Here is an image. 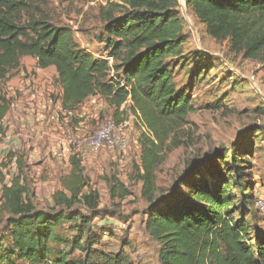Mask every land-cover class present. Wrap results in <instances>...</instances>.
Returning <instances> with one entry per match:
<instances>
[{
  "label": "trees",
  "instance_id": "trees-1",
  "mask_svg": "<svg viewBox=\"0 0 264 264\" xmlns=\"http://www.w3.org/2000/svg\"><path fill=\"white\" fill-rule=\"evenodd\" d=\"M105 1L99 16L106 35L100 39L106 57L96 59L75 44L69 28L31 13L46 0H0V82L18 69L21 58L29 57L38 69L54 68L63 112L98 95L112 108L115 124H122L128 112L142 121L146 132L138 139V179L147 204L145 230L160 245L159 264H264V233L256 234L250 243L248 227L233 218L236 194L240 204L248 205L253 198L252 183L243 179L245 173L238 166L239 159L247 156L245 151L229 152L233 168H225L226 177L203 159L187 166L171 189L162 192L156 187L162 152L181 145L176 132L194 111L191 96L177 88L170 65L171 59L182 55L185 42L179 3ZM184 5L211 39L227 41L229 50L245 60L260 61L264 73V0H184ZM8 110L9 100L0 88V139ZM69 161L70 171L60 178L50 211L36 209L19 175L3 186L8 255L28 264L87 263L94 240L87 235L89 218L82 211L95 215L99 196L88 187L80 159L72 155ZM200 169L214 178H200ZM78 220L80 237H87L85 244L80 238L69 242L59 233L63 222ZM52 244L69 247V251H54ZM76 250L85 253L83 261L70 258ZM8 258L0 257V264ZM107 262L127 264L118 256Z\"/></svg>",
  "mask_w": 264,
  "mask_h": 264
},
{
  "label": "rangeland",
  "instance_id": "rangeland-1",
  "mask_svg": "<svg viewBox=\"0 0 264 264\" xmlns=\"http://www.w3.org/2000/svg\"><path fill=\"white\" fill-rule=\"evenodd\" d=\"M176 1L184 23L185 42L182 55L171 59L170 65L177 88L191 96L194 111L176 132L181 145L163 150L162 163L155 172L156 187L162 192L171 189L175 178L187 166L203 159L210 163V169H218L226 177L225 168H233L229 152L245 151L247 156L239 159L242 161L238 166L245 173L243 179L252 183L253 198L248 205L240 204L235 193L237 212L233 218L244 222L248 227L247 241L254 243L255 235L264 233V212L255 205L257 200L264 202L262 64L231 52L227 41L211 39L205 27L185 8L184 0ZM106 3L105 0H46L31 13L35 17L44 16L54 26L69 28L80 49L101 59L106 53L100 39L106 35L99 15ZM0 88L9 100L8 114L2 123L4 135L0 139V257L9 258L1 264H28L8 255L10 237L1 202L3 186L19 175L36 209L50 211L51 197L60 188L59 180L70 171L72 152L62 140L68 135L92 133L105 122L114 121L113 110L95 95L89 99L90 105L84 102L71 112H63L54 68L38 69L35 60L29 57L20 59L18 69L5 82H0ZM94 110L96 115L88 117ZM127 117L123 153L106 149L75 153L88 187L99 196L95 215L82 211L89 218L87 235L94 240L86 264H111L107 260L116 256L126 259L127 264H159L160 245L145 230L147 204L141 197L142 184L138 179L141 173L138 139L146 129L138 117L129 112ZM198 172L207 181L214 178L207 170ZM79 232V220L60 225L63 238L69 242L80 238L81 244H85L87 237L81 238ZM51 246L54 251H69V247ZM85 256L76 250L70 258L83 261Z\"/></svg>",
  "mask_w": 264,
  "mask_h": 264
},
{
  "label": "built area",
  "instance_id": "built-area-1",
  "mask_svg": "<svg viewBox=\"0 0 264 264\" xmlns=\"http://www.w3.org/2000/svg\"><path fill=\"white\" fill-rule=\"evenodd\" d=\"M64 140V141H63ZM62 142L69 147L71 155L87 151L90 153L106 149L110 152L123 153L126 147L125 126L123 124H115L113 121H107L100 125L94 132L81 135L66 136ZM256 207L264 212V202L257 200Z\"/></svg>",
  "mask_w": 264,
  "mask_h": 264
},
{
  "label": "crops",
  "instance_id": "crops-1",
  "mask_svg": "<svg viewBox=\"0 0 264 264\" xmlns=\"http://www.w3.org/2000/svg\"><path fill=\"white\" fill-rule=\"evenodd\" d=\"M90 98H92V97H90ZM89 98V99H90ZM89 99H87L86 101H85V103L86 104H88V105H90L92 102L89 100ZM129 104H126V106H128ZM84 111H86L85 109H84ZM96 115V112H95V110L93 111V114L92 115H90V116H88V117H90V118H93L94 116ZM88 117L87 118H85V119H88ZM128 118V117H127ZM127 120V119H126ZM125 120V121H126ZM124 126H125V124H126V122H124V123H122Z\"/></svg>",
  "mask_w": 264,
  "mask_h": 264
}]
</instances>
